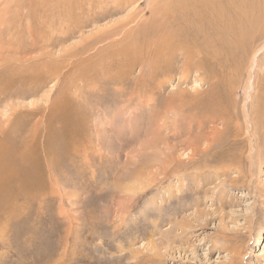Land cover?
<instances>
[{"label": "rangeland", "instance_id": "374dc122", "mask_svg": "<svg viewBox=\"0 0 264 264\" xmlns=\"http://www.w3.org/2000/svg\"><path fill=\"white\" fill-rule=\"evenodd\" d=\"M58 1L0 0V264H264V49L154 72L147 0Z\"/></svg>", "mask_w": 264, "mask_h": 264}, {"label": "bare ground", "instance_id": "6f19581e", "mask_svg": "<svg viewBox=\"0 0 264 264\" xmlns=\"http://www.w3.org/2000/svg\"><path fill=\"white\" fill-rule=\"evenodd\" d=\"M137 1L59 0V5L69 3L67 12L61 11L59 15L64 19L75 15L74 10L78 9L77 5L80 2L87 6L103 8L104 4L106 7L108 5L121 7L124 3ZM263 3L264 0H147L145 1L146 9L144 7L143 9L149 12L148 23H144L147 20H143V16L146 15L143 12L137 20L133 18L128 22L125 21L123 27L121 26V32L115 31L114 34L115 36L121 35L123 44L130 50L133 48L132 52L136 54L138 47L131 45V41H141L142 45L139 50L141 58H146L147 53L153 51L154 72L162 62L172 58H182L183 69L189 70L191 66H198L196 68L202 69L208 64L212 71H215L217 63L220 62V53L218 54L220 48H225V57L229 56L236 60L239 68L244 61L246 62V59H253L260 52L259 50L264 49V41L260 48H254L256 47L255 41L264 36ZM142 23L143 27H141ZM128 24L131 25L126 27ZM114 34L110 35L114 36ZM109 37L106 35L101 39ZM96 41L100 40L96 39ZM118 51L123 53V47ZM236 61H234L235 64ZM7 163L6 159L0 165L6 167Z\"/></svg>", "mask_w": 264, "mask_h": 264}]
</instances>
